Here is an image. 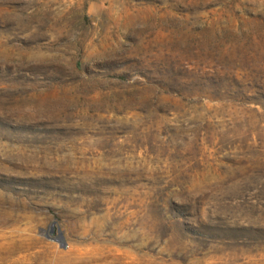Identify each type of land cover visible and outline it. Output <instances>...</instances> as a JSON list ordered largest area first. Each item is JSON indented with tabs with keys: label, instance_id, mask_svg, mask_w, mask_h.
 <instances>
[{
	"label": "rangeland",
	"instance_id": "1",
	"mask_svg": "<svg viewBox=\"0 0 264 264\" xmlns=\"http://www.w3.org/2000/svg\"><path fill=\"white\" fill-rule=\"evenodd\" d=\"M0 264H264V0H0Z\"/></svg>",
	"mask_w": 264,
	"mask_h": 264
},
{
	"label": "water",
	"instance_id": "2",
	"mask_svg": "<svg viewBox=\"0 0 264 264\" xmlns=\"http://www.w3.org/2000/svg\"><path fill=\"white\" fill-rule=\"evenodd\" d=\"M54 232H55V229L52 228V233H54ZM57 241L59 242V244L61 245V247L64 246V243H63L62 237H61V235H60L59 233H57Z\"/></svg>",
	"mask_w": 264,
	"mask_h": 264
}]
</instances>
